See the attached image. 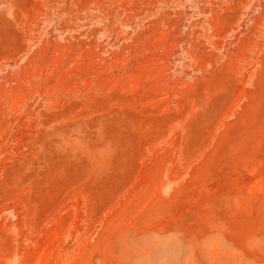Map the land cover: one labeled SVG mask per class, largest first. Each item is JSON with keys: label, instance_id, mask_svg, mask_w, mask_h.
I'll return each mask as SVG.
<instances>
[{"label": "rangeland", "instance_id": "rangeland-1", "mask_svg": "<svg viewBox=\"0 0 264 264\" xmlns=\"http://www.w3.org/2000/svg\"><path fill=\"white\" fill-rule=\"evenodd\" d=\"M0 264H264V0H0Z\"/></svg>", "mask_w": 264, "mask_h": 264}]
</instances>
